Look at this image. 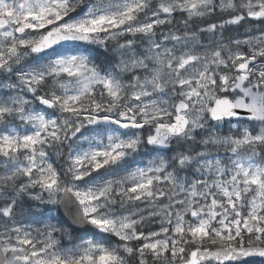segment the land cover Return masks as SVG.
Returning <instances> with one entry per match:
<instances>
[{
  "label": "snow or ice",
  "instance_id": "snow-or-ice-1",
  "mask_svg": "<svg viewBox=\"0 0 264 264\" xmlns=\"http://www.w3.org/2000/svg\"><path fill=\"white\" fill-rule=\"evenodd\" d=\"M0 264H264V0H0Z\"/></svg>",
  "mask_w": 264,
  "mask_h": 264
},
{
  "label": "flooded vegetation",
  "instance_id": "flooded-vegetation-1",
  "mask_svg": "<svg viewBox=\"0 0 264 264\" xmlns=\"http://www.w3.org/2000/svg\"><path fill=\"white\" fill-rule=\"evenodd\" d=\"M62 213V212H61ZM64 218V217H63ZM72 230V229H71ZM72 234L75 238L79 237H88V236H94L95 231H78V230H72ZM114 239V238H113ZM64 243H67V241H64Z\"/></svg>",
  "mask_w": 264,
  "mask_h": 264
},
{
  "label": "water",
  "instance_id": "water-1",
  "mask_svg": "<svg viewBox=\"0 0 264 264\" xmlns=\"http://www.w3.org/2000/svg\"><path fill=\"white\" fill-rule=\"evenodd\" d=\"M63 216L66 218V220L70 223V225L72 226L73 229L75 230H80V231H96L95 229H92L90 226H86V225H74L71 223V221L68 219V217L66 215H64L63 210H61Z\"/></svg>",
  "mask_w": 264,
  "mask_h": 264
},
{
  "label": "rangeland",
  "instance_id": "rangeland-1",
  "mask_svg": "<svg viewBox=\"0 0 264 264\" xmlns=\"http://www.w3.org/2000/svg\"><path fill=\"white\" fill-rule=\"evenodd\" d=\"M85 131H87V129H85ZM54 163L57 165V166H59V164H60V161H58V160H55V158H54ZM50 207V206H49Z\"/></svg>",
  "mask_w": 264,
  "mask_h": 264
}]
</instances>
